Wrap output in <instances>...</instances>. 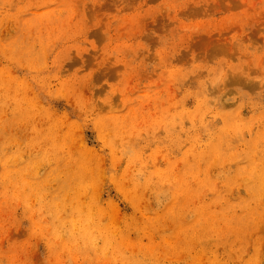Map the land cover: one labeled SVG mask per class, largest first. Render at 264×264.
Returning a JSON list of instances; mask_svg holds the SVG:
<instances>
[{"label":"rangeland","instance_id":"1","mask_svg":"<svg viewBox=\"0 0 264 264\" xmlns=\"http://www.w3.org/2000/svg\"><path fill=\"white\" fill-rule=\"evenodd\" d=\"M0 264H264V0H0Z\"/></svg>","mask_w":264,"mask_h":264}]
</instances>
